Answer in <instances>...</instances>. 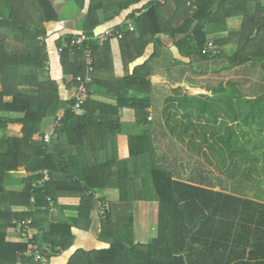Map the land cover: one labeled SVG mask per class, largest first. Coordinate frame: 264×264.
Instances as JSON below:
<instances>
[{"label": "trees", "instance_id": "16d2710c", "mask_svg": "<svg viewBox=\"0 0 264 264\" xmlns=\"http://www.w3.org/2000/svg\"><path fill=\"white\" fill-rule=\"evenodd\" d=\"M68 1L76 2L82 9L86 4V0ZM144 1L90 0L82 35L88 38L84 47L92 52L93 78L95 73L103 74L108 66L113 71L111 41L101 44L96 39L97 29ZM142 9L132 10L124 19L134 22V32L116 25L124 33L120 42L126 75L112 82L93 79L88 86L86 112L80 115L72 110L74 98L62 99L60 85L47 69L45 25L60 18L53 1L0 0V264H41L24 256L27 250L24 242L8 240V231L15 228V220H33L35 243L50 247L51 260L73 245V228L91 225L93 212L99 213L100 235L111 236L113 242L109 249L78 251L68 264H264V203L208 187L206 177L198 180L200 183L176 177L171 169L160 165L148 121L152 76L161 59L162 43L158 37L171 38L179 54L189 59V65L203 76L242 69L249 64L259 65L264 71V1L167 0L162 5L151 0ZM236 17L244 19L239 32H230L216 42L209 40L210 35L225 30L228 20ZM79 36H69L57 44L62 50L64 75L71 79L69 86L75 88L77 78L88 72L85 51L73 43ZM210 41L219 49L215 57L205 52ZM152 44L155 45L152 56L130 73L131 64L144 58ZM227 44L237 46L231 57L222 52ZM210 63L216 65L212 67ZM205 64L209 67L201 69ZM227 82L203 89L205 92L198 98L185 97L190 106L196 98L205 110L214 106L212 110L217 115L209 119L210 130L191 125L178 127L190 116L188 112L171 115L182 116L171 130L173 134L175 129L185 131L192 139L203 130L200 133L203 142L189 141L186 145L219 172L242 175L238 182L241 186L244 180L255 181L264 172V167L260 168L264 166L263 144L254 142L250 148L241 130L244 125L264 127V96L245 97L234 82ZM227 84L236 90V98H245V105L250 108L245 111L237 107V100L235 110L228 111L222 122L218 117L220 98L213 90L224 89ZM96 87L104 88L116 105L94 100L92 90ZM126 110L135 111L136 122L143 132L128 137V157L119 161L117 137L122 132V112ZM60 114L62 119L46 142L44 122L57 121ZM7 132L22 136H1ZM71 149L76 154H71ZM87 153L91 161L86 158ZM139 159L147 169L145 175L139 176L142 188L138 200H147L148 190L153 191L159 204V237L146 245L147 252H141L138 261H133L131 255L136 247L123 237L133 235V215L132 209L124 204L131 201L128 184L132 177L128 165ZM113 165L118 167L116 172ZM45 171L49 172L50 180L40 183ZM261 178L264 184V176ZM16 186L25 188L11 189ZM107 189H119L120 202L103 208L106 200L98 195ZM48 198L54 206L75 211L77 216L68 221H51Z\"/></svg>", "mask_w": 264, "mask_h": 264}, {"label": "crops", "instance_id": "0c3cea01", "mask_svg": "<svg viewBox=\"0 0 264 264\" xmlns=\"http://www.w3.org/2000/svg\"><path fill=\"white\" fill-rule=\"evenodd\" d=\"M55 6L59 9L68 6L71 3H75L78 7V10L73 12V16L67 19H62L61 16L58 22H50L47 23V37L44 38V41L47 44V52L49 55L48 67L50 70L53 79L57 80L60 85V93L61 97L64 100H71L74 98L76 88L73 86H69L71 79L64 75V69L61 63V52L58 48V42L66 39L69 36L77 37L78 35H82L83 25L88 13L90 0H86V4L84 9H82L76 2L68 1V0H52ZM151 0H145L141 4L137 6H133L130 10L123 12L120 17L115 19L112 22H104L98 29L97 32H101L106 28L114 27L118 24H121L125 17L135 9H139V11H143V7L146 6ZM160 1L162 5L167 3V0H157ZM59 2V3H58ZM140 14V12L138 13ZM60 15V14H59ZM102 16V13H101ZM244 19L243 17H236L228 20L227 27L225 30H220L209 36V40H215L213 35L218 36L219 40L224 39L230 32H239L242 29ZM43 39V38H41ZM159 41L162 43L161 49V59H160V67L155 69L152 76V91H151V99H152V107L149 110V124H150V134L152 137V142L155 144H178L179 148L183 144H187L189 141H193L195 143L203 142V137L201 136V140L199 138H195L192 140V137L188 136L187 139L180 141L174 140L173 132L171 128L175 127L173 124L182 119V116L179 115L176 118L171 117L174 112H170L169 108L173 105V102H176L177 106L180 107L183 104L182 102L185 100L186 96L199 95L200 93H204L205 90L200 86L201 81L204 80L202 74H199L198 71H195L189 63V59L183 58L178 50L174 46V41L167 37L160 35L158 37ZM218 40V39H216ZM111 44V52H112V68L108 66L105 68L103 74H94V79L102 82H112L116 80L122 79L126 75V69L124 67L122 53H121V42L117 40H112ZM237 51V46L232 44H227L222 47V52L227 56H233ZM155 52V45H150L147 50L144 58L137 60L135 63L131 64L129 70L130 73L133 72L134 68L138 65L144 63L147 59H149L152 54ZM174 81H180L181 85L177 88H172L170 85L173 84ZM209 90V89H208ZM0 91H2V87L0 86ZM213 91L216 92V95L220 98L219 104L222 107L227 108L228 111H234L235 106L237 105L236 98V90L226 86L224 89L217 88ZM93 99L97 102L106 105H116V100L108 95L106 90L102 87H96L92 90ZM175 104V105H176ZM223 118V117H221ZM220 118V121H221ZM53 120H46L44 122V131L45 134H51V127ZM122 122L123 129L121 134L117 137L118 143V159L119 161H124L128 157V137L130 135L138 136L142 134L143 130L140 129L136 122L135 111L134 110H126L122 112ZM173 126H172V125ZM51 125V127H50ZM219 126V124H218ZM178 127H182L178 125ZM160 131L158 132V130ZM21 134L14 132H7L1 134V136H20ZM159 135H162L161 138ZM170 142V143H169ZM157 148L156 153L158 154V159L160 164L164 165L169 161L170 156L168 155L167 148L165 152L158 153ZM179 153H181V149H178ZM71 154H76V150L71 149ZM189 153V152H188ZM88 154V153H87ZM190 155H192L190 153ZM88 161H91V155H86ZM162 161V162H161ZM177 161V159H176ZM171 161V164L179 163V161ZM144 163L139 159L137 161L131 160L128 168H130V177L128 184V190L130 191L131 201H128L124 206L126 208L132 209L133 215V235H123L127 240L132 242L133 247L136 249L131 255V258L136 261L139 260V255L141 252H147L146 245L149 244L152 240L159 237L158 235V207L159 204L153 197L151 190H148L147 200H138V195L141 191V178L140 175L146 174L147 167L143 165ZM113 171H117L118 167L113 165ZM205 183L208 187H211L213 182L208 179H204ZM203 180V181H204ZM25 186H16L11 189L17 191H23ZM215 190L216 187H211ZM110 195H115V199H109ZM106 196V197H105ZM104 198L106 203L101 205L103 208H106L109 204H118L120 202V192L119 189H107L98 195V198ZM64 199V198H63ZM64 201V200H63ZM60 201V202H63ZM123 205V204H122ZM44 208V207H43ZM18 211H23V209H18ZM98 212H93V222L88 227L86 225L81 224V228H73L74 234V242L73 245L65 251H61V253L53 257L48 264H68L70 259L78 252V251H99L103 249H109L113 239L111 236L104 237L100 235L101 232V224L98 216ZM77 213L75 211H66L62 208L54 206L50 212V220L53 222H58L66 218L65 220H71L75 218ZM45 226L47 224L45 223ZM119 239V240H123ZM8 240L13 242H21V238L15 229H10L8 231ZM127 241V242H129ZM264 251V249H262ZM262 254V253H261ZM138 264V263H134Z\"/></svg>", "mask_w": 264, "mask_h": 264}, {"label": "rangeland", "instance_id": "374dc122", "mask_svg": "<svg viewBox=\"0 0 264 264\" xmlns=\"http://www.w3.org/2000/svg\"><path fill=\"white\" fill-rule=\"evenodd\" d=\"M59 10H60L59 14H60L61 18L67 19V18H70L73 16V12L78 10V7L75 5V3L74 4L71 3L68 6L63 7ZM212 38L215 39V40H212L215 42L217 41L216 39L219 40L218 36H216V35H213ZM211 64H212V67H214L216 65L215 63H210L209 66ZM209 66H207L205 64L204 66L201 67V69L207 68ZM203 77H204V80L201 81L200 86L205 90H208L210 88L220 87L221 84H225L227 81H229L227 83L234 82L237 85V88L241 91L240 94H242L245 97L251 96L252 98H255V97L264 96V71L259 65L249 64V65H247V67L242 68V69L236 68L233 70H226L223 72H211V73H209ZM180 86H182L180 81H174L173 84L170 85V87H172V88H177ZM227 86H228V84H227ZM243 96L237 98V100H238L237 107L239 106L243 110L247 111V110H249L250 107L245 105L247 102L246 103L244 102L245 98ZM194 97L198 98V95L194 96ZM197 98L195 99V104H193L192 106H190L189 102L184 101L183 104L181 105V108L176 107L177 106L176 102H173V104H172L173 106L171 108H169V111L170 112H179L180 114L181 113L185 114L188 112V114L190 116L185 121L180 122V125L182 127L183 126L187 127V126L191 125L193 128H195V127L200 128L199 126H201L202 128H206V129L210 130V128L212 126V120L209 121V119H212V117L214 115H217L212 110V108L214 106L209 105V108H206V110H205V109L201 108V106L199 105V103H201V102H199L197 100ZM246 107H248L247 110H246ZM185 110H187V111H185ZM252 112H253V110H252ZM219 116H220V118H221V116L223 117V118H221V121L223 119H224L223 121H225L228 117L227 108L221 107L220 113L218 114V117ZM263 120H264V117H263ZM51 123H52V127H51V125H50V127L52 130L49 133H52L53 128L57 125L56 121L51 122ZM254 123L259 124V121H256ZM173 124H175V122ZM241 130L245 136L246 143L250 142V144H249L250 148L253 147L254 142H259V143L263 144L262 148L264 150V127H259L258 125H255V124H253L252 126L251 125H249V126L244 125ZM159 131H160V129L158 130V132ZM201 132H203V130L202 131L199 130V134L196 135V138H199L200 140H201L200 137L202 136L200 134ZM161 136L162 135H159L160 138H161ZM187 137H188V135H186L185 131L182 133L179 129H175V134H173L174 140L183 141V140L187 139ZM155 146L158 147L157 152L159 154L165 152V150L167 148L168 155L170 156L169 161L167 163H165L164 165H162V164H160V165L166 166L167 168L171 169L173 174L176 177L182 178L183 180L195 181L198 183H200L198 180H200L202 177H206L205 179H208L209 181L213 182L211 187H216L217 190H223L225 192L234 193V194L246 197V198L253 199L257 202L264 203V184H263V179L261 178V176L262 177L264 176V172L262 173V175L259 178L256 177L255 181L244 180L242 185L238 186V184H239L238 182L243 179L242 175L241 176L239 174H237V175L232 174L231 175L230 173L219 172L216 169V167H213V166L207 164V162H205L204 159H199L200 157H198L196 154L191 152V150L189 149V147L186 144L181 145L180 148H179L178 144L164 145L163 143L162 144L158 143V144H155ZM178 149H181L180 150L181 153H179ZM190 153L192 155H190ZM157 155L158 154H156V156ZM236 158L239 159L240 155H236ZM141 159H143V157ZM176 159H177V161H179L180 164H178V163H175L174 165L171 164V161L172 160L176 161ZM262 167H264V166L261 165L260 168H262ZM148 185H149L150 189L151 188L153 189L152 181L149 180ZM151 193L153 194L152 190H151ZM107 197H109V199H115L116 198L115 195L114 196L110 195ZM99 198H101V197H99ZM50 212H51V210H50ZM65 219L66 218H64L63 220L61 219V221H68V219L67 220H65Z\"/></svg>", "mask_w": 264, "mask_h": 264}, {"label": "built area", "instance_id": "2783aa9c", "mask_svg": "<svg viewBox=\"0 0 264 264\" xmlns=\"http://www.w3.org/2000/svg\"><path fill=\"white\" fill-rule=\"evenodd\" d=\"M139 15V14H138ZM118 26L123 27L126 26L127 29L131 32L135 31L134 22L130 19L123 21ZM124 38V33L122 30L115 27L106 28L101 32L96 33V39L101 43H105L107 41L117 40L121 41ZM88 41V38L84 35L79 36L78 38L74 39L73 43L75 46L78 47L79 50H84L86 53V62L88 65V72L85 77L79 76L77 78L78 86L76 88V92L74 95L75 104L72 107L73 112L77 114H84L86 111L84 109L85 104L88 101L90 95V89L88 86L93 82V58L92 52L89 47H84V43ZM62 51L61 49L59 50ZM205 52L210 54L211 56L215 57L219 54V49L214 44V42L210 41L207 43ZM63 114H60L56 124H59L62 119ZM51 135H45V141H50ZM50 180V175L48 171L44 172V180L40 183L47 182ZM50 210L54 207V202L51 198H48ZM46 208L44 207V210ZM13 224L15 225V230L19 234L21 241L27 245V250L24 253L25 257L32 258L35 262L41 264H48L51 258L52 251L48 246H41L35 243V233L32 230L33 220L32 219H24L20 221H14Z\"/></svg>", "mask_w": 264, "mask_h": 264}]
</instances>
